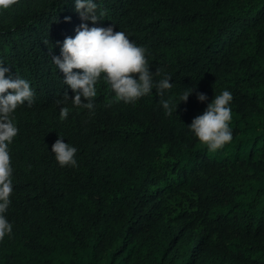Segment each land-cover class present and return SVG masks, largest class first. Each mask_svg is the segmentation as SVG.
Listing matches in <instances>:
<instances>
[{"label":"trees","instance_id":"trees-1","mask_svg":"<svg viewBox=\"0 0 264 264\" xmlns=\"http://www.w3.org/2000/svg\"><path fill=\"white\" fill-rule=\"evenodd\" d=\"M94 2L106 13L95 23L75 0L0 10L5 76L35 93L13 113V230L0 264H264V0ZM83 23L126 33L147 50L154 84L168 75L172 88L109 105L102 77L92 110L57 105L75 92L52 57ZM224 90L233 139L213 152L189 125ZM169 98L179 103L171 116L160 103ZM60 136L77 167L56 161Z\"/></svg>","mask_w":264,"mask_h":264},{"label":"clouds","instance_id":"clouds-1","mask_svg":"<svg viewBox=\"0 0 264 264\" xmlns=\"http://www.w3.org/2000/svg\"><path fill=\"white\" fill-rule=\"evenodd\" d=\"M18 3L19 0H0V10H8ZM75 7L85 21L91 20L95 23L106 15L103 10L97 15L98 5L94 0H75ZM76 31L74 38L67 37L63 41L61 55L52 57L56 67L64 73V84L75 92L74 98H70L65 92L63 98L56 101L57 105L65 104L71 99L76 107L83 105L84 108L92 110L93 101L97 96L96 85L102 77L115 93L113 99L109 100V105L121 101L135 103L150 94L154 87L160 96L172 88L171 76L168 75L154 84V74L150 71L146 56L147 50L137 46L126 33L114 31L112 26L90 28L87 23L81 24ZM3 65L4 63L0 62V241L13 230V225L5 215L13 192V167L9 145L19 132L13 122V113L18 106L25 103L31 107L35 97L29 81L18 75L15 78H6L5 74L10 72V69ZM135 74H138V79L134 78ZM159 74L160 69L157 68L155 75ZM192 91V88L186 90L180 101L186 102ZM82 97L87 103L83 102ZM198 99L205 101L207 96L198 93ZM232 100L233 95L228 90L215 95L204 113L195 117L189 125L190 130L209 151L214 152L233 139L230 127ZM160 103L168 116L172 115L173 110L176 111L179 104H173L171 98L161 100ZM69 111L68 107L60 108L62 121L68 117ZM52 152L61 167L78 166L77 148L65 143L62 136L52 145Z\"/></svg>","mask_w":264,"mask_h":264}]
</instances>
